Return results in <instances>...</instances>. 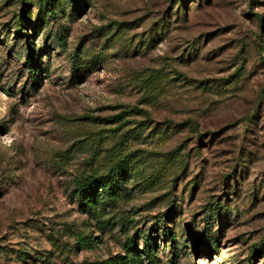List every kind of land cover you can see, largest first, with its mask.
Instances as JSON below:
<instances>
[{"label":"rangeland","instance_id":"obj_1","mask_svg":"<svg viewBox=\"0 0 264 264\" xmlns=\"http://www.w3.org/2000/svg\"><path fill=\"white\" fill-rule=\"evenodd\" d=\"M49 1L0 0V264H264V0Z\"/></svg>","mask_w":264,"mask_h":264},{"label":"trees","instance_id":"obj_2","mask_svg":"<svg viewBox=\"0 0 264 264\" xmlns=\"http://www.w3.org/2000/svg\"><path fill=\"white\" fill-rule=\"evenodd\" d=\"M23 1V0H21ZM49 0H46L48 3ZM53 1V0H51ZM49 1V2H51ZM51 6V3H48ZM26 5V4H25ZM52 7V6H51ZM28 7L19 15L17 20L18 34L19 38H30L27 33H24V26H31V22L28 20ZM29 45V42H27ZM30 48V45H29ZM31 50V49H30ZM32 51V50H31ZM36 54H31L35 56ZM16 57V55H15ZM29 61L31 57H28ZM31 76H38L37 66L32 64L28 67ZM123 118L122 115L114 117V121L118 122ZM119 162H122L121 160ZM117 162L116 167L108 171L106 176H88L83 177L76 183L74 191V199L79 204V209L84 214H87L91 219H98L103 216V213L108 210L106 202H119L118 197H122L120 184L123 180L122 174L124 173V168L121 164ZM105 204V205H104ZM158 227V225H157ZM143 243L141 245V250H135L133 252L130 247L135 246V242L130 239L129 245L126 247V252L124 256H117L116 258L110 259L103 264H144V259L148 262H153V249L151 247V242L149 240L148 234L142 233ZM172 236V235H171ZM71 237L74 239V243L77 248L90 249L94 246V239L90 236H86L83 232H73ZM88 264H102V263H88Z\"/></svg>","mask_w":264,"mask_h":264}]
</instances>
